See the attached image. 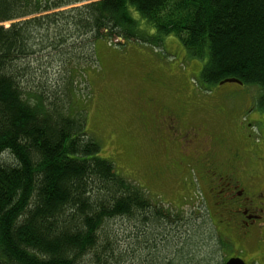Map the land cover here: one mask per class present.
I'll return each instance as SVG.
<instances>
[{
    "label": "trees",
    "instance_id": "16d2710c",
    "mask_svg": "<svg viewBox=\"0 0 264 264\" xmlns=\"http://www.w3.org/2000/svg\"><path fill=\"white\" fill-rule=\"evenodd\" d=\"M170 35L203 84L255 85L264 108V0H0V264H127L116 219L137 239L176 221L100 155L74 79L99 39Z\"/></svg>",
    "mask_w": 264,
    "mask_h": 264
},
{
    "label": "rangeland",
    "instance_id": "374dc122",
    "mask_svg": "<svg viewBox=\"0 0 264 264\" xmlns=\"http://www.w3.org/2000/svg\"><path fill=\"white\" fill-rule=\"evenodd\" d=\"M150 44L127 42L120 46L99 39L95 43L96 61L85 64L84 78L83 74L74 78L76 104L84 108L87 131L100 142V155L112 161L119 174L143 187L155 207L168 210L169 216L176 218L160 230L162 236L156 239L150 234L156 229H150L137 239L133 224L116 219L111 224L120 238L116 249L128 247L127 264H162L167 258L175 264H223L235 246L240 245L225 242L214 227L211 229L212 223L203 211L201 192L191 184L193 177L188 174L186 179H182V175L168 176L165 169L170 158L162 157L160 149L148 143L137 110L146 106L147 96L180 100L171 107L183 105L185 114L189 112L186 122L206 125L204 132L212 134L213 138L221 137L239 152H244L250 145L248 140L242 139L235 118L248 110L249 119L256 120L253 137L264 138V108L257 105L259 90L255 85L242 83L203 84L196 76L202 61L190 58L173 35L165 37L158 46ZM70 64L73 72L80 74L83 71L82 61H71ZM167 65H170V71ZM150 78L155 81H149ZM203 107L211 109L212 114L208 112L204 116ZM229 143L221 146L212 143L211 148L213 146L219 160L226 154ZM257 149L264 157V145ZM155 167L163 168L157 178L151 173V168ZM243 167L260 174L256 184L264 183V160L246 161ZM204 187L201 184L202 190ZM225 218H228L227 214ZM187 232L190 233L188 237ZM242 248L244 253L241 255L246 262L259 259L254 240L243 243ZM89 261V264H98L96 260Z\"/></svg>",
    "mask_w": 264,
    "mask_h": 264
},
{
    "label": "flooded vegetation",
    "instance_id": "af4514ba",
    "mask_svg": "<svg viewBox=\"0 0 264 264\" xmlns=\"http://www.w3.org/2000/svg\"><path fill=\"white\" fill-rule=\"evenodd\" d=\"M166 68L170 71V65ZM178 102L180 100L172 97L167 100L147 96L146 106L137 110V114L143 120L142 127L148 143L160 149L162 157L170 158V164L165 169L170 178L178 175H182V179L188 175L193 177L191 184L201 192L203 211L212 227L225 242L240 245L235 246L234 252L227 259L239 257L245 264H264V183L256 184L260 174L254 169L246 171L243 167L246 161L264 160L257 149L259 145H264V138L258 140L253 137V124L256 120L249 119L248 110L235 118L242 139L248 140L250 145L248 150L239 152L237 147L225 142L223 138L214 135L213 138L212 134L204 132L206 125L186 122L189 112L185 114V107L180 104L171 107ZM201 109L204 116L208 112L212 114L211 109ZM212 143L216 146L229 143L226 154H222L220 160L217 152L212 150L213 146L211 148ZM151 170L153 177L157 178L163 168L155 167ZM201 184L205 186L203 190ZM225 214L228 218H225ZM253 240L259 249V259L248 263L241 255L244 253L242 245Z\"/></svg>",
    "mask_w": 264,
    "mask_h": 264
},
{
    "label": "water",
    "instance_id": "95a60500",
    "mask_svg": "<svg viewBox=\"0 0 264 264\" xmlns=\"http://www.w3.org/2000/svg\"><path fill=\"white\" fill-rule=\"evenodd\" d=\"M223 83H237V84H241L240 81L234 79V78H226L224 80H221L219 82V84H223ZM224 264H245V262L243 261V259L239 258V257H230L228 258Z\"/></svg>",
    "mask_w": 264,
    "mask_h": 264
}]
</instances>
